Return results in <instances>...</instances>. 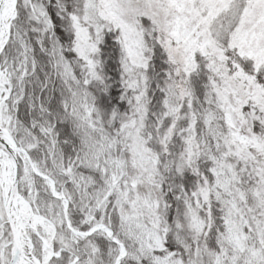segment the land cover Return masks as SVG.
I'll return each instance as SVG.
<instances>
[{
    "label": "snow or ice",
    "instance_id": "6c2138e0",
    "mask_svg": "<svg viewBox=\"0 0 264 264\" xmlns=\"http://www.w3.org/2000/svg\"><path fill=\"white\" fill-rule=\"evenodd\" d=\"M0 264H264V0H0Z\"/></svg>",
    "mask_w": 264,
    "mask_h": 264
}]
</instances>
